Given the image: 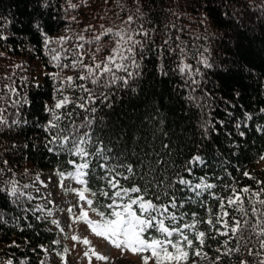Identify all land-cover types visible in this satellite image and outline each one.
I'll list each match as a JSON object with an SVG mask.
<instances>
[{"label": "trees", "instance_id": "1", "mask_svg": "<svg viewBox=\"0 0 264 264\" xmlns=\"http://www.w3.org/2000/svg\"><path fill=\"white\" fill-rule=\"evenodd\" d=\"M110 56L113 72L101 78L108 87L79 79L85 65L103 67ZM65 97L69 103L56 109ZM262 109L264 0H0V264H41L44 248L55 247L47 207L32 192L42 172L77 170L84 160L59 137L87 140L85 133L92 210H113L100 163L131 166L134 177L117 168L130 177H115L124 186L153 180L141 194L158 205L168 203L163 192L177 174L212 184L199 194L178 184L167 189L182 205L169 209L183 217L176 226L195 224L185 230L189 238L206 233L202 252L213 264H264ZM97 148L106 161L92 155ZM234 192L242 203L229 205ZM235 220L242 223L232 233Z\"/></svg>", "mask_w": 264, "mask_h": 264}, {"label": "snow or ice", "instance_id": "2", "mask_svg": "<svg viewBox=\"0 0 264 264\" xmlns=\"http://www.w3.org/2000/svg\"><path fill=\"white\" fill-rule=\"evenodd\" d=\"M121 39H123V37H121ZM47 43L48 40L46 39L45 44ZM107 60L108 63H104L103 67H101V64L99 63L96 64L94 68L85 65L84 68L86 71V75L80 76L79 79H91V83L97 84L99 87H108L110 82L102 80L101 78L104 76V74L113 72V69L109 67V64H115V59L110 56L107 58ZM116 70H123L127 72V68L124 65H117ZM128 75L132 76L133 74L129 72ZM68 79L71 80V77H69ZM115 79L116 77L113 76V81ZM119 79L122 80L124 85H128L129 81L127 79ZM84 90L90 93L88 99L92 100L93 97L90 90L87 88H85ZM134 90L135 89H133V91ZM99 96H103L104 100L108 99V97L103 92L99 93ZM81 99L84 98L81 97ZM67 103H69V101L65 97L63 100H60L55 104V108H62ZM107 106L110 107L111 104L109 103ZM80 107H84V105H80ZM49 111L53 112V117L55 119H59V117L52 109H49ZM91 111H95V109L93 108L91 109ZM261 111H264V109H262ZM0 123H3V121H0ZM51 127L55 128L57 127V125L53 124L51 125ZM70 135L71 134H65L62 137H59L60 144L62 147L64 144L70 143L69 151L74 150L75 154L84 160L83 163L76 165L77 171L75 178L78 183L85 184L86 181L80 179V177L87 175V173L83 170L89 168V161L86 159V157H88L90 153L86 151L85 148L80 147V145L88 143L91 137L88 136L87 133H85L84 135L88 137L87 140L81 138L79 141H70ZM241 135H243V133H241ZM57 139V136H53V139L49 141V143H55ZM49 151H52V149L50 148ZM103 152V148H97L96 151L92 153V155H100L102 159L106 161L107 157L103 156ZM261 159L264 160V156H261ZM193 160L196 162H202L201 157L199 156L193 157ZM5 163L7 162L5 161ZM70 163L73 162L70 161ZM189 163H192V161H189ZM99 167L106 170V172L108 173L106 176L101 178L107 180V184L114 190L111 196H109L107 192L103 193V195L108 199L113 200V204H109L107 206L109 208H113V210L105 214L104 212L96 211L95 209H93V211H96V215L101 218L100 221L97 222L88 220L87 212L83 213V219L94 235H96L98 238H103L109 243L110 246L120 251L121 258H123L125 252H130L133 255H139L142 264H149L150 259H154L155 264H187L190 256H207V253L202 252V248L204 246V237L206 235L205 232L196 231L194 232L192 238H189V235L185 230H194L195 224H183L181 227L176 226V224L179 223V220H182L183 217L178 218L176 215L171 214L169 212V209H174L182 205H177L176 197L174 195H170L167 189L173 188L178 184L199 194V189H211L214 187V185L192 184L191 181L177 174V178L175 179V181H168L167 188H165L163 192L164 196L169 197L168 203L158 205L152 200H145L144 195L141 194L147 193L150 186L153 184V180H148L143 188L135 185L134 183L131 187H128L121 185L115 177L120 176L124 180L130 179V177L124 175V173L118 172V167H125L126 171L128 173H132V176L134 177L135 173H133V169L131 168V166L114 165L112 167H108L106 163H100ZM245 175L247 176L249 174L245 173ZM161 184H163V181L155 183V187L159 188L161 187ZM85 191H88V189L86 188L84 191L78 193L81 200H85ZM241 191L244 193H248L249 189L244 188ZM92 194L95 195L96 193L93 192ZM12 195H15V189L12 190ZM253 195L258 194L254 193ZM125 197H127L126 200ZM155 199H161L159 193L156 194ZM118 201L123 202L118 203ZM92 203L93 202L91 200H87V204L89 206H91ZM227 203L229 205H236L238 203H242V201L240 196L236 195L234 192L233 196L228 198ZM258 203L264 205V200H259ZM223 206L224 202L221 201V207ZM252 212L253 214L256 213L255 207H253ZM225 215H227V213H225ZM260 215L264 216V213H260ZM222 219V217H217V223H219ZM166 220H170L175 223L166 224ZM200 222L207 223L209 225L213 223L211 219ZM241 223L242 222L240 220H235L233 222V227L231 228L232 233H236L237 231H239ZM244 223H247V221H244ZM255 226L260 227L259 224ZM154 233H158L159 235H154ZM174 234L175 238H173ZM259 235L264 236V227L261 228ZM73 239H76V237H73ZM84 243L87 244L88 241L85 240ZM261 244L262 246H264V241H262ZM143 253H150V255H143ZM93 255H95L98 260H108V257L96 254L95 252H93Z\"/></svg>", "mask_w": 264, "mask_h": 264}, {"label": "rangeland", "instance_id": "3", "mask_svg": "<svg viewBox=\"0 0 264 264\" xmlns=\"http://www.w3.org/2000/svg\"><path fill=\"white\" fill-rule=\"evenodd\" d=\"M75 177L76 171L65 176H60L54 171L42 172L32 192L41 206L47 207L44 209L43 218L48 221L49 230L57 234L55 247L44 248L45 256L41 264H142L140 256L130 252H125L121 258L119 250L91 232L83 219V213L87 212V219L93 222L100 221V217L92 212L87 204L90 196L86 191L85 200L80 199L78 193L85 188L84 184L78 183ZM85 240L88 241L87 244L84 243ZM93 252L108 257V260H98ZM149 264H155V260L150 259ZM187 264H213V262L208 256H201L189 258Z\"/></svg>", "mask_w": 264, "mask_h": 264}]
</instances>
